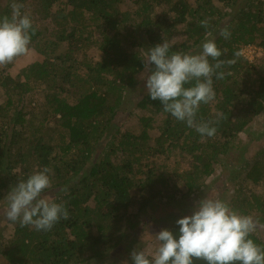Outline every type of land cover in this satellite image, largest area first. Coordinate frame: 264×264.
Wrapping results in <instances>:
<instances>
[{
  "label": "trees",
  "instance_id": "1",
  "mask_svg": "<svg viewBox=\"0 0 264 264\" xmlns=\"http://www.w3.org/2000/svg\"><path fill=\"white\" fill-rule=\"evenodd\" d=\"M19 2L27 12V0ZM32 2L57 32L39 48L43 25L31 16L35 34L30 50H38L44 62L21 70L20 82L0 71L1 95L6 96L0 106V204L9 205L6 197L19 180L47 167L52 185L44 195L57 190L54 200L65 203L69 218H61L50 231H37L8 221L6 215L12 230L0 240V252L8 264H98L121 247L131 250L135 238L130 233L143 224L139 214L204 191L226 169L224 157L240 151L235 145L239 135L264 113V65L257 87L251 89L253 65L260 59L250 62L241 55L247 46L264 49V0H67L55 19L50 15L57 0ZM125 5L136 9L125 12ZM205 19L208 28L200 26ZM223 28L230 38L220 35ZM178 35L184 38L172 44L170 54H196L206 40L215 39L220 59L234 61L219 70L224 79L213 77L216 97L201 104L197 114V122H214L213 137H202L164 112L161 101L147 95L146 83L141 87L146 82L140 80L144 52ZM87 47L98 48L102 60L89 59L82 52ZM76 53L82 54L83 64ZM77 63L84 74L74 69ZM40 86L43 118L21 108L24 97ZM130 94L140 97L139 134L116 125ZM177 150L190 162L188 171L171 172L166 166ZM244 164L243 183L264 185V148ZM244 187L236 190L237 211L256 213L255 220L264 227V196L248 201L241 197ZM183 217L174 212L162 221H169L166 229L178 234L176 221ZM250 238L264 246L262 236L254 232Z\"/></svg>",
  "mask_w": 264,
  "mask_h": 264
},
{
  "label": "clouds",
  "instance_id": "2",
  "mask_svg": "<svg viewBox=\"0 0 264 264\" xmlns=\"http://www.w3.org/2000/svg\"><path fill=\"white\" fill-rule=\"evenodd\" d=\"M10 7L11 15L0 18V66L27 55L35 34L30 14L22 11L24 4L13 0ZM200 26L208 28L209 21L202 20ZM220 35L228 39L231 32L223 28ZM171 48V43L164 39L144 52L141 78L146 80L147 95L161 101L164 112L185 122L202 137H213L217 132L212 126L214 122H197V114L201 104H208L216 97L213 77L224 79L225 73L219 70L234 61L220 59L222 50L215 39L206 40L196 54H170ZM50 173L51 169L45 167L12 187L6 197L8 220L19 222L21 227L50 231L61 218H69L65 203L44 195L52 185ZM176 223L178 234L163 229L155 235L158 244L154 251L134 249L130 253L132 264H194V260L206 264H264V246L250 238L257 221L233 209L225 200L207 196L196 204L192 215Z\"/></svg>",
  "mask_w": 264,
  "mask_h": 264
},
{
  "label": "rangeland",
  "instance_id": "3",
  "mask_svg": "<svg viewBox=\"0 0 264 264\" xmlns=\"http://www.w3.org/2000/svg\"><path fill=\"white\" fill-rule=\"evenodd\" d=\"M19 1L20 0H16V2L20 3ZM66 2L67 0H57L56 5L52 8V15H50L51 19H55L56 12L60 10L59 8H63ZM12 3L13 0H0V18L3 17L6 12H9L11 15L12 10L10 6ZM216 4L221 9L225 8L222 6V4ZM27 6V12L30 14V16H32V18L34 16L36 18L35 20L43 25L44 34L40 38L41 43L39 45V48L43 47L46 42L54 37L57 32V28L52 21L43 20L42 14H40L37 10L38 8L33 5L32 0H27ZM131 8L132 7H130V5H125L122 9L126 12ZM135 9L136 7L131 10L134 11ZM158 14H160V12ZM70 28L71 27L69 26L68 29ZM137 36H142V30H138ZM93 38L94 40L99 38L98 33H96ZM183 38V35H178L176 38L168 41L172 45L175 42L181 41ZM134 50L137 51V49ZM196 50L198 49L196 48L194 51ZM201 50L202 48L198 52H200ZM82 52H85L89 59H91L94 63L100 62L102 60V54L98 50V48L87 47ZM75 58L78 60L77 62H82L83 64L84 59L82 57V54L76 53ZM42 62H44V57L39 53V51L31 49L27 55L18 57L13 63L5 66H0V71L5 77L10 76L14 78L16 82H20L21 80L19 78V73L21 70L29 68L35 63ZM260 65H264V58H260V60L257 61L255 65H253V70L256 71V75L251 80V89L257 87L258 78L261 77L262 68ZM74 69L78 72V74H84L85 72L83 65H80L79 63L76 64ZM140 80L143 81L144 79L141 78ZM142 83L143 85L141 87H144L146 82L143 81ZM41 87L42 86L37 87L34 89V91L27 94L24 97V101L21 105V108H24L25 111L31 113L33 112L39 118H43L44 112L46 111V107L44 105V100L42 97L43 93L40 92ZM138 99H140L139 95L130 94L121 105L122 109L120 110L119 115L116 119V125L119 129H122L123 131H130L134 134L140 133L141 125L138 120L143 115V112H141L136 107ZM5 101L6 96L1 95L0 90V106L4 105ZM12 109L13 110H11V114L13 115L16 108ZM21 143L22 141L20 142V146ZM235 145H238L241 148L240 151L236 152L237 150L234 149V151L236 150V153H232L231 157H224V160L227 163L226 169H224L222 173L217 174L214 179H210L208 182V186L204 189V191L196 194V196L188 197L187 195H184L182 197V200H179L180 202L173 206L161 203L157 206V208L148 209L143 214H139V220L143 221V224L140 228L130 233L131 236L133 235V237L135 238V242L133 243V245H131V250L126 252L127 249H124L125 247H121L118 251L115 252L113 256L103 259L98 264H124L125 261H127L128 264L131 261L130 253L138 247L147 248L149 251H154L156 245L158 244L155 239V235L161 230L166 229V227L170 223L169 221H166L167 223H165L162 220L166 219L169 214L174 212L175 214L181 212L183 216L190 215L194 211L196 204L201 199H204L207 196L225 200L233 209L237 210V206L239 205V202L237 200V198H239L237 197V191L240 190L244 184L245 187L243 189L241 197H245L246 200L251 202H254V197L262 198L264 196V185H252L249 183H243L244 173L241 170L243 169V167H245L244 163L247 162L253 154H255L258 150L264 148V113L256 117L253 122H251L250 125L246 128V131L239 135V138ZM245 150L246 156L242 157L241 153H243ZM179 154L180 153L178 150L174 151L173 155L175 156L166 163V166L168 167V169H170L171 172H184L190 169V162L183 159L181 156H179ZM241 160L244 163H242ZM19 169H21V167H19L17 171H19ZM37 171L38 169H35V172ZM57 192V190L54 191L51 189V192L47 194V197L54 200V198L57 196ZM6 202L8 204V201ZM7 208L8 206L0 204V240L2 238H8L10 234L9 232L12 230L11 225H9L8 223L9 220H5V216L7 215ZM134 210L131 211V213H136ZM251 216H254L253 218L255 219V217H257V214L255 213ZM254 232L260 237L262 236L264 238V227L261 226L258 222L256 230ZM143 236L144 239L142 240ZM0 264H8L5 256H3L1 252Z\"/></svg>",
  "mask_w": 264,
  "mask_h": 264
},
{
  "label": "built area",
  "instance_id": "4",
  "mask_svg": "<svg viewBox=\"0 0 264 264\" xmlns=\"http://www.w3.org/2000/svg\"><path fill=\"white\" fill-rule=\"evenodd\" d=\"M242 57L250 62H254L256 59L264 57V49L257 46H247L242 52Z\"/></svg>",
  "mask_w": 264,
  "mask_h": 264
}]
</instances>
